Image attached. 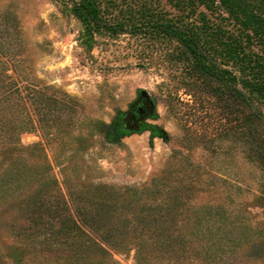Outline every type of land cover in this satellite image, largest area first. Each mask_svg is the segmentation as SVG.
<instances>
[{
    "label": "rangeland",
    "instance_id": "obj_1",
    "mask_svg": "<svg viewBox=\"0 0 264 264\" xmlns=\"http://www.w3.org/2000/svg\"><path fill=\"white\" fill-rule=\"evenodd\" d=\"M101 2L117 30L85 27L70 0H0V106L24 126L16 144L25 168L75 204L131 198L128 217L220 207L238 244L231 264H264L254 253L264 250V169L248 152L243 122L236 132L232 102L172 57L175 42L135 32L173 12L168 0ZM142 91L154 103L151 127L104 129ZM254 101L264 113V100ZM134 251L113 255L136 264Z\"/></svg>",
    "mask_w": 264,
    "mask_h": 264
},
{
    "label": "trees",
    "instance_id": "obj_2",
    "mask_svg": "<svg viewBox=\"0 0 264 264\" xmlns=\"http://www.w3.org/2000/svg\"><path fill=\"white\" fill-rule=\"evenodd\" d=\"M70 1L85 27L117 30L119 22L105 14L101 0ZM168 3L173 12L156 14L135 32L175 42L172 57L213 82L212 95L232 102L236 132L243 122L248 152L264 169V113L254 101L264 100V0ZM153 113V100L142 95L104 129L141 131L151 127L145 118ZM23 127L14 111L0 106V264H119L113 252L131 248L136 264H231L238 244L222 208L186 206L178 219L128 217L131 198L123 205L69 202L58 187L43 186L36 169L25 168L16 144ZM148 209L160 206L141 210ZM176 209L178 204L166 208Z\"/></svg>",
    "mask_w": 264,
    "mask_h": 264
},
{
    "label": "water",
    "instance_id": "obj_3",
    "mask_svg": "<svg viewBox=\"0 0 264 264\" xmlns=\"http://www.w3.org/2000/svg\"><path fill=\"white\" fill-rule=\"evenodd\" d=\"M141 94H142L143 96H147V93H146L145 91H142Z\"/></svg>",
    "mask_w": 264,
    "mask_h": 264
}]
</instances>
